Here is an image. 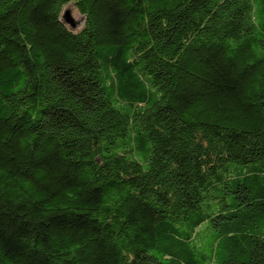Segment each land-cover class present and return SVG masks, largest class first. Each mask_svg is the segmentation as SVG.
Returning <instances> with one entry per match:
<instances>
[{
  "label": "trees",
  "instance_id": "16d2710c",
  "mask_svg": "<svg viewBox=\"0 0 264 264\" xmlns=\"http://www.w3.org/2000/svg\"><path fill=\"white\" fill-rule=\"evenodd\" d=\"M257 12L0 0V264H264Z\"/></svg>",
  "mask_w": 264,
  "mask_h": 264
},
{
  "label": "rangeland",
  "instance_id": "374dc122",
  "mask_svg": "<svg viewBox=\"0 0 264 264\" xmlns=\"http://www.w3.org/2000/svg\"><path fill=\"white\" fill-rule=\"evenodd\" d=\"M253 4H254V7H255V10H258V12H257V16H260V14H261V10H260V9L262 8V5H263V4H262V1H261V0H253ZM64 10H70L72 18H73L74 20L79 21L80 24H81V22H82V20H83V16H82L81 13L78 11V9L74 6L73 3L68 4V5L65 7ZM261 16H262V18H264V13H262ZM80 24H79V25H80ZM79 29H80V27L78 26V27H77V30H79ZM205 243H206V242H205Z\"/></svg>",
  "mask_w": 264,
  "mask_h": 264
},
{
  "label": "water",
  "instance_id": "95a60500",
  "mask_svg": "<svg viewBox=\"0 0 264 264\" xmlns=\"http://www.w3.org/2000/svg\"><path fill=\"white\" fill-rule=\"evenodd\" d=\"M65 19H66V22H68L71 26H73V27L76 26V23L74 22V20L71 16L70 10H66Z\"/></svg>",
  "mask_w": 264,
  "mask_h": 264
}]
</instances>
